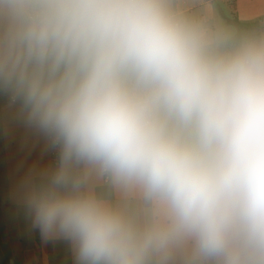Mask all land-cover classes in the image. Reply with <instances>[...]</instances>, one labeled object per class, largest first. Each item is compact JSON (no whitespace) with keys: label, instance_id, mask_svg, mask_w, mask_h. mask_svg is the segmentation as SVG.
I'll return each instance as SVG.
<instances>
[{"label":"clouds","instance_id":"clouds-1","mask_svg":"<svg viewBox=\"0 0 264 264\" xmlns=\"http://www.w3.org/2000/svg\"><path fill=\"white\" fill-rule=\"evenodd\" d=\"M0 93L61 148L27 207L76 264H264V42L214 53L168 0H0Z\"/></svg>","mask_w":264,"mask_h":264},{"label":"crops","instance_id":"crops-1","mask_svg":"<svg viewBox=\"0 0 264 264\" xmlns=\"http://www.w3.org/2000/svg\"><path fill=\"white\" fill-rule=\"evenodd\" d=\"M221 2L233 12L228 23L237 19L243 23L259 22L264 27V0H168L177 18L194 30L212 52L220 46L214 23L219 15L226 17ZM244 35L249 44L264 42V31L253 38L251 33ZM50 152L49 134L29 122L19 101H11L10 96L0 93V264H76L71 242L63 238L45 240L32 227L27 207L28 195L36 191V180L51 181L62 167V162L60 167L52 165ZM72 170L84 179L85 190L95 196L99 187L113 188V196L102 199L106 203L140 219L147 215L148 209L135 194L117 189L107 178L82 164L80 169L74 165Z\"/></svg>","mask_w":264,"mask_h":264},{"label":"trees","instance_id":"trees-1","mask_svg":"<svg viewBox=\"0 0 264 264\" xmlns=\"http://www.w3.org/2000/svg\"><path fill=\"white\" fill-rule=\"evenodd\" d=\"M234 24L239 28V33L221 44L214 53L218 54H226L230 52L233 48L239 47L243 41V33H251V37H255L259 35L262 31H264V27H261L259 22L255 23H243L238 21L237 19L233 20ZM77 169L81 168V164L76 165ZM50 180L47 179H37L36 180V191L43 190L50 185ZM96 195L98 198H111L113 196V188L111 187H99L96 190Z\"/></svg>","mask_w":264,"mask_h":264},{"label":"rangeland","instance_id":"rangeland-1","mask_svg":"<svg viewBox=\"0 0 264 264\" xmlns=\"http://www.w3.org/2000/svg\"><path fill=\"white\" fill-rule=\"evenodd\" d=\"M220 5L224 9L226 17L219 15L216 22L214 23V27H215L217 42L221 45L227 40L235 37L239 33V28L234 23L227 22V19H230V20L233 19V15H232L233 12L230 11L229 5L223 4L222 2L220 3ZM244 34L246 33H243V38L245 37L246 39L244 38L243 43H246L248 45L249 39ZM240 48H235L234 51Z\"/></svg>","mask_w":264,"mask_h":264},{"label":"built area","instance_id":"built-area-1","mask_svg":"<svg viewBox=\"0 0 264 264\" xmlns=\"http://www.w3.org/2000/svg\"><path fill=\"white\" fill-rule=\"evenodd\" d=\"M10 100L13 101L11 96H10ZM49 138L51 142L50 158H51L52 165L55 168L60 167L61 166V148L59 144L54 142L53 138L50 135H49Z\"/></svg>","mask_w":264,"mask_h":264}]
</instances>
